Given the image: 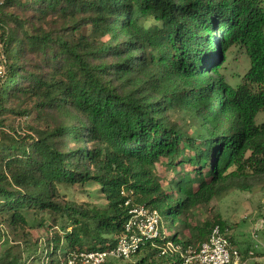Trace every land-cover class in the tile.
Segmentation results:
<instances>
[{"label":"trees","instance_id":"1","mask_svg":"<svg viewBox=\"0 0 264 264\" xmlns=\"http://www.w3.org/2000/svg\"><path fill=\"white\" fill-rule=\"evenodd\" d=\"M0 34V264L114 247L128 198L174 230L103 264H183L165 241L227 227L194 209L264 183V0H0ZM233 48L251 62L236 87ZM92 184L106 204L73 197Z\"/></svg>","mask_w":264,"mask_h":264},{"label":"built area","instance_id":"2","mask_svg":"<svg viewBox=\"0 0 264 264\" xmlns=\"http://www.w3.org/2000/svg\"><path fill=\"white\" fill-rule=\"evenodd\" d=\"M6 73L5 43L0 34V79ZM128 209L125 231L114 247L97 250H83L72 253L67 264H103L113 259H130L148 241H155L166 235L163 229L162 216L150 206L134 203L131 198L124 203ZM259 226L254 232L258 237ZM177 253L183 264H250L256 258V250L250 249L245 256L243 250L234 245L229 234V227L220 223L211 226L208 238L197 248L183 247L179 243L167 240L161 246V255Z\"/></svg>","mask_w":264,"mask_h":264},{"label":"rangeland","instance_id":"3","mask_svg":"<svg viewBox=\"0 0 264 264\" xmlns=\"http://www.w3.org/2000/svg\"><path fill=\"white\" fill-rule=\"evenodd\" d=\"M223 73L228 82L233 86H238L243 81V76L250 69L251 62L249 57L233 48V53L228 56L224 63ZM173 116H177L174 114ZM258 122L264 121V111L257 116ZM87 190L90 196L85 193L77 192L73 197L79 201L90 200L95 204H106V200L101 195L100 186L97 184L89 185ZM79 191V190H78ZM264 183H257L249 191L233 189L223 194L220 198H215L209 205L201 206L194 209L192 223L194 225H202L206 221H213L219 216L229 227V234L234 245H244L245 247L253 245L257 250L264 248V236L257 232L258 237L254 236V232L264 223ZM179 222L177 221L175 225ZM162 224L164 232L169 235L174 230L171 215L165 212L162 215ZM42 232V230L38 229ZM187 234V231H185ZM35 238L38 233L34 231Z\"/></svg>","mask_w":264,"mask_h":264},{"label":"crops","instance_id":"4","mask_svg":"<svg viewBox=\"0 0 264 264\" xmlns=\"http://www.w3.org/2000/svg\"><path fill=\"white\" fill-rule=\"evenodd\" d=\"M236 246H237V245H236ZM238 247H240L242 250L245 249V246H244V245H241V244H239Z\"/></svg>","mask_w":264,"mask_h":264}]
</instances>
